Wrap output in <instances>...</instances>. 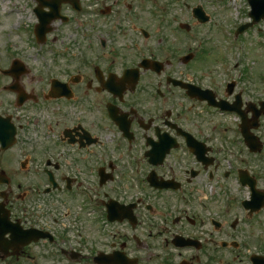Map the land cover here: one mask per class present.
<instances>
[{
  "label": "flooded vegetation",
  "instance_id": "1",
  "mask_svg": "<svg viewBox=\"0 0 264 264\" xmlns=\"http://www.w3.org/2000/svg\"><path fill=\"white\" fill-rule=\"evenodd\" d=\"M23 2L32 48L37 13L60 20L41 74L0 52V264H264V115L254 153L195 91L253 117L238 82L222 95L186 70L194 0Z\"/></svg>",
  "mask_w": 264,
  "mask_h": 264
},
{
  "label": "rangeland",
  "instance_id": "2",
  "mask_svg": "<svg viewBox=\"0 0 264 264\" xmlns=\"http://www.w3.org/2000/svg\"><path fill=\"white\" fill-rule=\"evenodd\" d=\"M2 1L6 2V0H0V52L3 53L5 59L13 55L21 57H26L27 54L36 55L35 59L32 58L31 64L36 73L41 74L39 70L43 63L39 59L40 57L46 58V55L48 57V47L44 48V51L42 49L35 50L25 41L27 39L25 35L23 38L17 35L16 24L21 21L22 17L15 11L12 13L14 16L6 15L7 4ZM7 1H12L11 6L14 8L16 5L17 7L25 5L23 0ZM194 3L205 6L212 16V22L210 21L202 29H197L205 44L194 45V48L198 50V57L195 55V61L187 66L188 73L200 83L213 87L222 95L226 83L234 80L238 82L245 102L264 101V20L245 32L242 41L237 42L231 32L250 21L248 16L250 8L247 0H225L223 3H215L212 0H194ZM186 19L189 21L188 17ZM33 23L34 18L30 20V25ZM51 38L56 45L52 43L49 45L63 49L61 51L65 55L72 54L73 51L70 48L72 38L70 36L57 35L54 37L53 35ZM182 49L183 43L180 45V51ZM61 65L63 62H59L56 68ZM184 68L181 66L180 71H183ZM219 121L223 122V119H219ZM225 121L232 122L233 119ZM244 156H247L246 151ZM82 210L80 218H84L86 225L91 224L89 220H92L93 216L89 215L86 209Z\"/></svg>",
  "mask_w": 264,
  "mask_h": 264
},
{
  "label": "water",
  "instance_id": "3",
  "mask_svg": "<svg viewBox=\"0 0 264 264\" xmlns=\"http://www.w3.org/2000/svg\"><path fill=\"white\" fill-rule=\"evenodd\" d=\"M250 4L252 6V12L250 13V17L253 18V23L250 25H254L258 23L260 20L264 19V0H252ZM249 26H244L240 31H243V29ZM261 107H262V112H264V103H261ZM254 123H257V118L254 119ZM245 137L248 140V145L253 147L255 138L252 135H245Z\"/></svg>",
  "mask_w": 264,
  "mask_h": 264
}]
</instances>
